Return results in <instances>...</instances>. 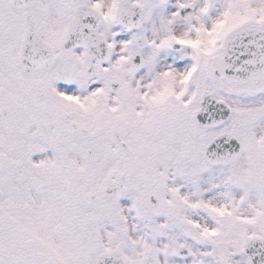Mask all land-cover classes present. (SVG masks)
I'll return each mask as SVG.
<instances>
[{
    "label": "snow or ice",
    "instance_id": "1",
    "mask_svg": "<svg viewBox=\"0 0 264 264\" xmlns=\"http://www.w3.org/2000/svg\"><path fill=\"white\" fill-rule=\"evenodd\" d=\"M0 264H264V0H0Z\"/></svg>",
    "mask_w": 264,
    "mask_h": 264
}]
</instances>
